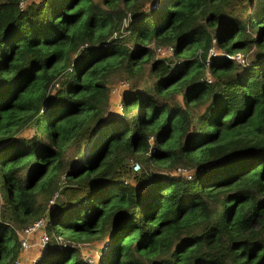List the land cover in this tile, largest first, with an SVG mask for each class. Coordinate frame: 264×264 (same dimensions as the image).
<instances>
[{
  "label": "trees",
  "instance_id": "1",
  "mask_svg": "<svg viewBox=\"0 0 264 264\" xmlns=\"http://www.w3.org/2000/svg\"><path fill=\"white\" fill-rule=\"evenodd\" d=\"M37 219L29 264H264V0H0V264Z\"/></svg>",
  "mask_w": 264,
  "mask_h": 264
},
{
  "label": "rangeland",
  "instance_id": "2",
  "mask_svg": "<svg viewBox=\"0 0 264 264\" xmlns=\"http://www.w3.org/2000/svg\"><path fill=\"white\" fill-rule=\"evenodd\" d=\"M148 45L150 47V42L148 43ZM170 46L173 48L172 45H170ZM191 46H193V44H191ZM209 51L212 52V49L210 48ZM197 52H199V50ZM238 54H240V53H238ZM153 56L156 57L154 55V52H153ZM234 57H235V55H234ZM175 58H176V56L174 54H172V56H168L165 59L169 60L170 63H172L171 61L176 60ZM148 70H149L148 62L143 63L142 68L140 69V73L138 75H136L134 77V79L130 82L127 79L122 78L121 72H114L113 71L110 73V76L108 77V82H107V85L109 88L108 102H107L108 107L105 109L106 112L104 114V119H106L107 117H109L111 115L117 114V112H119L121 110L120 109V107H121V103H120L121 95L127 90V88L134 82V80L136 78H137L136 81L139 83V85L151 84L154 81L155 76L152 75V73H149ZM175 97L177 99L181 98L179 93H177L175 95ZM202 106L203 105H199L196 109L201 110ZM133 111H134V109H133ZM137 163H138V168L136 170L138 171L141 168V166H140L139 162H137ZM178 171L185 172L184 170H180V169ZM61 178L62 177H60V179ZM42 234H43V231L39 227L34 232L27 235L28 247L25 250H23V253H22V255L23 256L25 255L26 257L22 256L21 259H19L20 261H23V262L25 261V263L27 262V264H29L30 263L29 260L33 259L36 256V254L39 252V250L42 247L41 246L42 245L41 240H40ZM44 235H46V234H44ZM97 242L98 241L78 243L79 244L78 247L80 249L82 257L87 259L88 261H90L92 263H95L97 261V255L99 256V251L100 250L102 251L103 243H101V242L97 243ZM28 254H29V257H28ZM19 260H17L16 264H21Z\"/></svg>",
  "mask_w": 264,
  "mask_h": 264
},
{
  "label": "built area",
  "instance_id": "3",
  "mask_svg": "<svg viewBox=\"0 0 264 264\" xmlns=\"http://www.w3.org/2000/svg\"><path fill=\"white\" fill-rule=\"evenodd\" d=\"M150 47L152 48L154 55L156 56L155 58H167L168 56H172L174 50L170 45H155L152 41L150 42ZM235 59H238L239 61H242V56L241 54H236L235 55ZM166 60V59H165ZM168 63H170L169 60H166ZM203 78L205 80H209L210 79V75L209 72L207 70V67L205 68V72H204V76ZM130 166L136 170L138 168V163L135 161H132ZM56 195V193H54L52 195V197L49 199V202L52 201V198ZM42 221L40 219L34 220L32 223L24 226L21 230L18 231V235H19V241H20V246L22 247L23 250H25L28 247L27 244V235L34 232L37 228H39L41 226ZM45 233L43 232V234L41 235V246L44 245L47 236L44 235ZM85 259V258H84ZM17 263V261H16ZM15 263V264H16Z\"/></svg>",
  "mask_w": 264,
  "mask_h": 264
},
{
  "label": "crops",
  "instance_id": "4",
  "mask_svg": "<svg viewBox=\"0 0 264 264\" xmlns=\"http://www.w3.org/2000/svg\"><path fill=\"white\" fill-rule=\"evenodd\" d=\"M23 256V255H22ZM23 257H26L25 255ZM28 257H29V254H28ZM25 259V258H24ZM29 259V258H28ZM20 261V260H19ZM21 264H27V262L25 263V261H20Z\"/></svg>",
  "mask_w": 264,
  "mask_h": 264
}]
</instances>
